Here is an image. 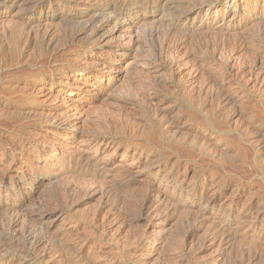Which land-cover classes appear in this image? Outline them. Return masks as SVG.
I'll return each mask as SVG.
<instances>
[{"label":"rangeland","instance_id":"rangeland-1","mask_svg":"<svg viewBox=\"0 0 264 264\" xmlns=\"http://www.w3.org/2000/svg\"><path fill=\"white\" fill-rule=\"evenodd\" d=\"M144 1L0 0V264H264V0Z\"/></svg>","mask_w":264,"mask_h":264},{"label":"bare ground","instance_id":"bare-ground-1","mask_svg":"<svg viewBox=\"0 0 264 264\" xmlns=\"http://www.w3.org/2000/svg\"><path fill=\"white\" fill-rule=\"evenodd\" d=\"M2 1V0H1ZM163 0H152L151 2H162ZM179 1V0H178ZM187 1V0H186ZM239 1V0H238ZM99 2L101 3L100 5V7H99V9H97V11L95 12V10H94V12H93V14H91V18L90 19H88V21H87V24L84 26V28H83V31L82 32H80V33H83V34H87V36L88 35H90V34H93L92 36H95L96 34H97V32H99L100 31V29L102 28V26L104 25V23H106L107 21H109L108 19L106 20V22H105V18H108L107 16L109 15V14H113V17L115 16L116 17V20L118 21L117 22V26H116V29H115V33H118V32H123V33H126V32H128V30L129 29H131V27H132V23H133V21H134V19L137 17V16H133L132 14L130 15V13L129 14H127L126 13V11H127V8H131V7H139L140 6V4H144V0H99ZM167 3H168V1H166ZM197 2V1H196ZM203 2V1H202ZM205 2V1H204ZM203 2V3H204ZM209 2V1H208ZM56 3V2H55ZM147 3V2H146ZM173 3V2H172ZM181 3V2H180ZM186 3H188V1L186 2ZM192 3V2H191ZM195 3V2H194ZM241 3V2H240ZM59 4V3H58ZM169 4H171V3H169ZM176 4V3H175ZM200 4V3H199ZM209 4V3H208ZM212 4V3H211ZM30 5V4H29ZM57 5V4H56ZM96 5V4H95ZM162 5H163V3H162ZM181 5V4H180ZM187 5H189V3L188 4H186V6ZM192 5H193V3H192ZM191 4H190V6H192ZM237 5V4H236ZM185 6V7H186ZM194 6H196V7H194L195 8V11H197V12H201L202 11V9H204V8H206V6L205 5H198L197 3H195V5ZM178 7V6H177ZM188 7V6H187ZM29 8V7H28ZM149 8V7H148ZM157 8V7H156ZM169 9H170V7H168ZM167 8V9H168ZM179 8V7H178ZM190 8V7H189ZM193 8V7H192ZM31 9H32V11L34 12V14H36V13H40V14H43L44 13V11L47 9H45L44 8V6H43V0H35V2L33 3V6L31 7ZM45 9V10H44ZM151 9H153V8H151ZM155 9V8H154ZM188 9V8H187ZM214 9V8H213ZM88 10V9H87ZM92 10V9H91ZM144 10V9H143ZM147 10V9H146ZM186 9H184V11H185ZM190 10V9H189ZM194 10V9H193ZM207 10H211V9H207ZM148 11V10H147ZM158 11V10H157ZM191 11V10H190ZM2 12V11H1ZM0 12V16L1 15H3V13H1ZM32 12V13H33ZM189 12V11H188ZM213 12H215V14H220V16L222 15V12L220 11V9H218V7H217V9H215ZM226 12V11H225ZM54 14V13H53ZM179 14V13H178ZM177 14V16H179ZM195 14V13H194ZM86 15V14H85ZM170 15H172V14H170ZM169 15V16H170ZM184 15V14H183ZM24 16V15H23ZM54 16V15H53ZM142 16V15H141ZM189 16H191V15H189ZM214 16H216V15H214ZM57 17V16H56ZM87 17V16H86ZM89 17H90V15H89ZM89 17H87V18H89ZM2 18V17H1ZM59 18V17H58ZM65 19L67 18V17H64ZM178 19L176 20V26L175 27H173V29H175L176 27H181V25H183V20H184V18L182 17V16H179V17H177ZM262 18H264V17H262ZM64 19V20H65ZM83 19V18H82ZM85 19V18H84ZM167 19V18H166ZM174 19V18H173ZM4 20V19H3ZM186 20V19H185ZM192 20V19H191ZM37 21L38 20H35V19H33L32 17H30V15L29 16H24L22 19H19V25L21 26V27H29V28H27V29H25V28H22L23 30H22V32L24 33H26L27 31H28V29H30L31 27L32 28H34V24L35 23H37ZM169 21V20H168ZM194 21V20H193ZM2 22V21H1ZM0 22V23H1ZM136 22V21H135ZM151 22V21H150ZM109 23V22H108ZM107 23V24H108ZM171 23V22H170ZM40 24V23H39ZM111 24V23H110ZM168 24V23H167ZM186 24H187V22H186ZM42 25V24H41ZM109 25V24H108ZM188 25V24H187ZM207 25H211L210 23L209 24H207ZM234 25V24H233ZM82 26V25H81ZM106 26V25H105ZM110 26V25H109ZM189 26H190V24H189ZM193 26V25H192ZM39 27V25L37 26V28ZM111 27V26H110ZM200 27V26H199ZM208 27V26H207ZM32 28H31V30H32ZM36 28V29H37ZM149 28V27H148ZM168 28V27H167ZM179 28L177 29L178 31H179ZM204 28H205V26H204ZM209 28V31H210V27H208ZM217 28V27H216ZM229 28V27H228ZM0 29H2V28H0ZM172 29V30H173ZM185 29H187V28H185ZM203 29V28H202ZM9 29H7V31H8ZM26 30V31H25ZM177 30H176V32H177ZM181 30V29H180ZM216 30V29H215ZM20 31V30H19ZM33 32H35L34 30H32ZM73 31V30H72ZM174 31V30H173ZM182 31H184V30H182ZM196 31V30H195ZM201 31V30H200ZM233 31V30H232ZM1 32V31H0ZM5 32V31H4ZM9 32V31H8ZM7 32V33H8ZM38 32V31H37ZM66 32V31H65ZM74 32H76V31H74ZM73 32V33H74ZM170 32V31H169ZM175 32V33H176ZM191 32V31H190ZM218 32V31H217ZM229 32V31H228ZM32 33V32H31ZM104 33V32H103ZM102 33V34H103ZM109 33V32H108ZM123 33H122V36H123ZM171 33V32H170ZM172 33H174V32H172ZM181 33V32H180ZM186 33V32H185ZM203 33V32H202ZM204 33H205V31H204ZM204 33H203V35H204ZM207 33V32H206ZM1 34V33H0ZM6 34V33H5ZM46 34V33H45ZM63 34V33H62ZM66 34H68V33H65V35ZM72 34V33H71ZM79 34V33H78ZM82 34V35H83ZM131 34V33H130ZM197 34V33H196ZM200 34V33H199ZM219 34V33H218ZM26 35V34H25ZM69 35V34H68ZM74 35V34H73ZM72 35V36H73ZM98 35V34H97ZM96 35V36H97ZM101 35V34H100ZM98 36V37H102L103 35H101V36ZM116 35V34H115ZM173 35V34H172ZM184 35V34H183ZM188 35V33L185 35V37ZM194 35V34H193ZM192 35V36H193ZM223 35V34H222ZM8 36V35H7ZM36 36V35H35ZM70 36V35H69ZM108 36V35H107ZM118 36V35H117ZM116 36V37H117ZM120 36V35H119ZM177 36V35H176ZM182 36V35H181ZM209 35H207V37H208ZM1 37V36H0ZM71 37V36H70ZM97 37V38H98ZM172 37V36H171ZM178 37H179V34H178ZM204 37V36H203ZM214 37V36H213ZM12 38V37H11ZM10 38V39H11ZM27 38V37H26ZM58 38V37H57ZM69 38V37H68ZM81 38V37H80ZM84 38H85V36H84ZM97 38H96V44L97 45H99L100 46V40L98 41L97 40ZM108 38V37H107ZM121 36L119 37V38H116V40L118 39V43L120 44L121 43ZM131 38V37H130ZM190 38V37H189ZM210 38H211V36H210ZM33 39V38H32ZM73 39V38H72ZM132 39V38H131ZM165 39V38H164ZM171 39V38H170ZM169 39V40H170ZM172 39H173V37H172ZM174 39H175V36H174ZM178 39V38H177ZM257 39V38H256ZM65 40H66V38H65ZM69 40V39H68ZM115 40V41H116ZM128 40V39H127ZM159 40V39H158ZM167 41H168V39H166ZM188 40V39H187ZM192 40V39H191ZM258 40V39H257ZM25 41H26V39H25ZM72 41V40H71ZM70 41V42H71ZM163 41V40H162ZM171 41V40H170ZM212 41V40H211ZM260 41H262V40H260ZM3 42V41H2ZM14 42V41H13ZM12 42V43H13ZM24 42V41H23ZM37 42V41H36ZM48 42V41H47ZM62 42V41H61ZM66 42H68V41H66ZM94 42V41H93ZM103 42H105V41H103ZM122 42H124V41H122ZM131 42V41H130ZM133 42H134V39H133ZM181 42V41H180ZM208 42V41H207ZM220 42V41H219ZM256 42V41H255ZM72 43V42H71ZM94 43V44H95ZM110 43V42H109ZM135 43V42H134ZM167 43V42H166ZM179 43V42H178ZM182 44H183V42H181ZM214 43V42H213ZM221 43V42H220ZM258 43V42H257ZM3 44V43H2ZM32 44V43H31ZM68 44V43H67ZM66 44V45H67ZM107 44V43H106ZM180 44V43H179ZM186 44V43H185ZM210 44V43H209ZM72 45V44H71ZM79 45V44H78ZM82 45V44H81ZM87 45V44H86ZM93 45V44H92ZM102 45H104V43L102 44ZM101 45V46H102ZM121 45V44H120ZM123 45H125V44H123ZM167 45V44H166ZM204 45V44H203ZM262 45V44H261ZM116 46V45H115ZM126 46V45H125ZM171 46H172V44H171ZM175 46V45H174ZM180 46V45H179ZM182 46V45H181ZM62 47V46H61ZM95 47V46H94ZM94 47L92 48V50H94ZM173 47V46H172ZM185 47V46H184ZM196 47V46H195ZM203 47V46H202ZM201 47V48H202ZM208 47V46H207ZM261 47H264V46H261ZM83 48V47H82ZM119 48V47H118ZM159 48V47H158ZM166 48V47H165ZM169 48V47H168ZM175 48V47H174ZM180 48V47H179ZM182 48V47H181ZM209 49V48H208ZM207 49V50H208ZM255 49H257L256 47H255ZM261 49V48H260ZM37 50V49H36ZM53 50V49H52ZM162 50V49H161ZM173 50V49H172ZM176 50V49H175ZM203 50V49H202ZM206 50V51H207ZM216 50V49H215ZM218 50V49H217ZM220 50V49H219ZM218 50V51H219ZM259 50V49H258ZM177 51H178V47H177ZM201 51V50H200ZM156 52V51H155ZM163 52V51H162ZM173 53H174V51H172ZM192 52V51H191ZM202 52V51H201ZM215 53H216V51H214ZM222 52V51H221ZM40 53V52H39ZM100 53V52H99ZM172 53V54H173ZM218 53V52H217ZM101 54V53H100ZM109 54V53H108ZM197 54V53H196ZM121 55V54H120ZM159 55V54H158ZM218 55H220V54H218ZM258 55V54H257ZM96 56H98V55H96ZM157 56V55H156ZM216 56V55H215ZM221 56H223V55H221ZM226 56V55H225ZM176 57V56H175ZM258 57V56H257ZM101 58H104L103 57V54H101L100 55V59ZM157 58V57H156ZM194 58V57H193ZM223 58V61H224V57H222ZM227 57H225V59H226ZM75 59H77V58H75ZM98 60V61H96L97 62V64H99L100 62H101V60ZM110 59V58H109ZM259 59V58H258ZM19 60V59H18ZM105 61L106 60H108V57H106V59H104ZM164 60V59H163ZM215 60V59H214ZM170 61V60H169ZM208 61V60H207ZM23 62V61H22ZM156 62V61H155ZM159 62V61H158ZM161 62V61H160ZM162 62H164V61H162ZM161 62V63H162ZM213 62V61H212ZM215 62V61H214ZM218 62V61H217ZM220 62V61H219ZM79 63V62H78ZM221 63V62H220ZM223 63V62H222ZM102 64H103V61H102ZM156 64V63H155ZM170 64V63H169ZM197 64H201V63H197ZM253 64V63H252ZM251 64V65H252ZM70 65V64H69ZM95 65H96V63H95ZM152 65V64H151ZM166 65V64H165ZM259 65V64H258ZM84 66V65H83ZM218 66V65H217ZM221 66V65H220ZM57 67V66H56ZM64 67V66H63ZM163 64L162 65H157V69L158 70H162L163 69ZM167 67H169V66H167ZM166 67V68H167ZM171 67V66H170ZM201 67H203V66H201ZM223 67V66H222ZM221 67V68H222ZM152 67H150V69H151ZM155 69V68H154ZM213 69V70H212ZM211 70L212 71H214V68H212ZM218 69V68H217ZM225 68H223V70H224ZM248 69V68H247ZM64 70V69H63ZM168 70V69H167ZM207 70V69H206ZM220 70V69H219ZM26 71V70H25ZM205 71V70H204ZM225 71V70H224ZM221 72L222 73V75H221V78L222 79H224V80H227L230 76L228 75V73H225V72ZM259 71V70H258ZM67 72V71H66ZM233 72V71H232ZM208 73V72H207ZM210 73V72H209ZM246 73V72H245ZM218 74V73H217ZM231 74V73H230ZM54 75V74H53ZM208 75V74H207ZM232 75V74H231ZM52 77V76H51ZM203 77H205V75L203 76ZM2 78V77H1ZM7 79V78H6ZM221 79V80H222ZM208 80H209V83L208 84H210V83H212V84H219L220 83V77H218L217 75H214V74H212V75H209V77H208ZM229 80V79H228ZM230 81V80H229ZM1 82H3V81H1ZM222 82V81H221ZM228 82V81H227ZM1 84V83H0ZM5 84V83H4ZM152 84V83H151ZM211 84V85H212ZM221 84V83H220ZM6 85V84H5ZM146 86V85H145ZM150 87V85L148 86V88ZM213 87V86H212ZM144 88V87H143ZM147 89V88H146ZM128 90V89H127ZM124 91V90H123ZM126 91V90H125ZM143 91H144V89H143ZM149 91V90H148ZM131 92V91H130ZM125 93V92H124ZM129 93V92H128ZM142 93V92H141ZM144 93V92H143ZM149 93V92H148ZM126 94H127V92H126ZM229 94V93H228ZM228 94H224L225 95V97H224V99H230L231 97L228 95ZM135 95V94H134ZM154 95H155V92H154ZM210 95V94H209ZM214 95V94H213ZM130 96V95H129ZM152 96V95H151ZM205 96V95H204ZM219 95L217 94V96L216 97H218ZM138 97H139V95H138ZM144 97H145V95H144ZM150 97V96H149ZM210 97H212L211 95H210ZM222 97V96H221ZM121 98V97H120ZM119 98V99H120ZM135 98H136V96H135ZM141 98H142V96H141ZM207 98V97H206ZM213 98V97H212ZM223 98V97H222ZM134 99V98H133ZM140 99V98H139ZM122 100H124V99H122ZM219 100V99H218ZM142 101V100H141ZM227 101V100H226ZM222 102V101H221ZM16 108V107H15ZM12 109V108H11ZM14 109V108H13ZM10 110V109H9ZM8 111V110H7ZM12 111V110H11ZM11 111H10V114H11ZM20 111V110H19ZM19 113V112H18ZM100 119V118H99ZM103 120H104V118H103ZM121 120V119H120ZM105 121V120H104ZM102 122V121H101ZM105 122H107V121H105ZM109 122V121H108ZM114 123V122H113ZM58 125V124H57ZM60 125V124H59ZM114 125V124H113ZM176 125V124H175ZM91 125H89V127H90ZM108 126H109V124H108ZM125 126V125H124ZM124 126H122V127H124ZM100 127V126H99ZM110 127H111V125H110ZM126 127V126H125ZM91 128V127H90ZM120 128V127H119ZM31 129V128H30ZM57 129V128H56ZM103 129V128H102ZM106 129V128H105ZM110 129V128H109ZM121 129V128H120ZM120 129H118V130H120ZM116 130H117V127H116ZM107 131V130H106ZM113 131V130H112ZM127 131V130H126ZM130 131V130H129ZM31 132V131H30ZM122 132H123V130H122ZM111 133V132H110ZM127 133V132H126ZM119 134H120V132H119ZM118 134V135H119ZM122 134V133H121ZM13 141V140H12ZM13 144V143H12ZM16 144H17V142H16ZM11 145V144H10ZM20 145V144H19ZM17 146V145H16ZM43 146V145H42ZM3 148V147H2ZM15 148V147H14ZM41 148V147H40ZM39 148V149H40ZM38 149V150H39ZM45 150V149H44ZM41 151H43V149H40V153H41ZM77 156V155H76ZM81 156V155H80ZM61 157H63V156H61ZM73 157V156H72ZM76 158V157H75ZM84 158V157H83ZM89 159V158H88ZM59 160V159H58ZM96 160V159H95ZM85 161V165H91L90 164V162L91 161H86V160H84ZM60 162H62V161H60ZM63 162H65V161H63ZM80 162V161H79ZM94 162V161H93ZM56 163V162H55ZM82 163V162H81ZM92 163V162H91ZM76 164V163H75ZM75 164H74V166H75ZM79 164V163H78ZM80 165V164H79ZM93 165V164H92ZM97 166V165H96ZM85 167V166H84ZM91 167V166H90ZM73 168V167H72ZM80 168V167H79ZM68 171V170H67ZM72 171V170H71ZM35 171H33V173H34ZM42 172V171H41ZM44 172V171H43ZM57 172V171H56ZM76 173V172H75ZM84 173V172H83ZM37 174H38V172H37ZM50 174V173H49ZM3 175V174H2ZM1 175V176H2ZM32 175V174H31ZM35 175V174H34ZM33 175V176H34ZM43 175V174H42ZM93 175V174H92ZM125 175V174H124ZM81 176V175H80ZM91 176V175H90ZM96 176V175H95ZM29 177H30V175H29ZM75 177H77V176H75ZM82 177V176H81ZM94 177V176H93ZM33 178V177H32ZM80 178V177H79ZM84 178H86L85 177V174H84ZM126 178V177H125ZM70 179V178H69ZM75 179V178H74ZM77 179V178H76ZM81 179V178H80ZM83 179V178H82ZM85 180V179H84ZM125 180V179H124ZM9 181V180H8ZM5 182V179L3 178V177H0V183L1 184H5L4 183ZM20 182V181H19ZM24 182V181H23ZM8 184V183H7ZM6 184V185H7ZM70 184V183H69ZM68 184V185H69ZM73 184V183H72ZM71 184V185H72ZM129 184H131V183H129ZM8 186V187H7ZM7 186H4V187H6V190L5 191H7L8 189H9V187L11 186L10 184L9 185H7ZM67 188V187H66ZM66 190V189H65ZM4 191V190H3ZM57 193H58V191H57ZM63 193V192H62ZM66 193V192H65ZM70 194V193H69ZM58 195V194H57ZM1 196V195H0ZM53 196V195H52ZM60 196V195H59ZM54 198V197H53ZM57 199H59V197L57 198ZM57 199H54V202L57 200ZM143 200H144V198H143ZM145 201V200H144ZM53 202V201H52ZM148 203V202H147ZM50 204V203H49ZM55 204V203H54ZM53 204V205H54ZM56 204H57V202H56ZM3 205V204H2ZM52 205V206H53ZM142 205V204H141ZM150 205V204H149ZM1 206V205H0ZM24 206V205H23ZM57 206H58V204H57ZM137 206V205H136ZM5 208V207H4ZM3 208V209H4ZM45 208H46V206H45ZM48 208H49V206H48ZM50 208H51V206H50ZM49 208V209H50ZM141 208V207H140ZM146 208V207H145ZM11 209V208H10ZM20 210L22 209V208H19ZM35 209V208H34ZM56 209V208H55ZM139 209V208H138ZM137 209V210H138ZM150 209V208H149ZM9 210V209H8ZM15 210H17V209H14V211ZM44 210V209H43ZM43 210H41L40 211V209H35L34 211H31L32 212V214L31 213H29V212H27V217L25 218V220H27V221H29V220H32L33 218L35 219L36 217V215H42L43 216V212L44 213H46L47 212V209H45L44 211ZM136 210V209H135ZM136 210V211H137ZM11 211V210H10ZM18 212V211H17ZM52 212H53V210H52ZM135 212V211H134ZM141 212V211H140ZM11 213V212H10ZM25 213V212H24ZM136 213V212H135ZM145 213V212H144ZM14 214V213H13ZM12 214V215H13ZM18 214V213H17ZM21 214V213H20ZM11 215V220H8L9 222L8 223H11L12 225H17V224H19V219L21 220V218H19V216H12ZM24 215V214H23ZM35 215V216H34ZM141 215V214H140ZM8 216V215H7ZM9 216H10V214H9ZM24 216H26V215H24ZM41 217V216H40ZM135 217V216H134ZM138 217H139V214H138ZM23 218V217H22ZM39 218V217H38ZM42 218V217H41ZM140 218V217H139ZM10 219V218H9ZM33 219V220H34ZM11 221V222H10ZM7 222V221H6ZM21 223V222H20ZM23 223V222H22ZM24 223H25V221H24ZM27 224L29 223V222H26ZM11 224H10V227L12 228V226H11ZM32 224V223H31ZM21 225V224H20ZM24 225H26V224H24ZM30 226V225H29ZM9 227V228H10ZM25 227V226H24ZM33 227V226H32ZM32 227H30V228H32ZM10 228V229H11ZM19 228H20V226H19ZM21 228H23V227H21ZM7 230V229H6ZM32 230V229H31ZM37 231V230H36ZM38 232V231H37ZM219 232V231H218ZM28 233V232H27ZM41 233V232H40ZM39 233V234H40ZM33 234V233H32ZM34 234H36V233H34ZM33 234V235H34ZM39 234H37L38 236H39ZM32 236V235H31ZM37 236V237H38ZM211 236V235H210ZM42 239V238H41ZM41 239L40 240H36V237L35 236H33V240H32V244H35L36 245V247L38 248H40V246H42L43 244H44V241L42 242L41 241ZM31 241V240H30ZM46 242V241H45ZM60 245V244H59ZM61 246V245H60ZM42 247H44V246H42ZM61 248V247H60ZM59 250V249H58ZM43 252V251H42ZM2 253V252H1ZM3 255V254H2ZM46 255V254H45ZM45 255H44V257H45ZM253 255V254H252ZM47 256V255H46ZM250 259V258H249ZM5 261V258H1L0 259V262H4ZM55 262V261H54ZM59 262V261H58ZM2 264V263H1Z\"/></svg>","mask_w":264,"mask_h":264}]
</instances>
